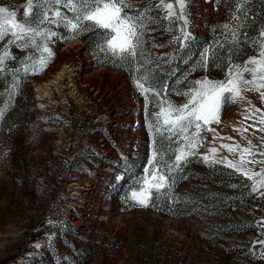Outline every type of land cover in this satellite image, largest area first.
<instances>
[{"label":"rangeland","instance_id":"obj_1","mask_svg":"<svg viewBox=\"0 0 264 264\" xmlns=\"http://www.w3.org/2000/svg\"><path fill=\"white\" fill-rule=\"evenodd\" d=\"M150 2L138 0L136 7ZM25 3L0 0L10 10ZM248 8L252 36L264 27V0H252ZM187 10L192 39L183 47L173 42L181 21L147 24L145 59L152 63L145 67L160 92L159 97L149 93L147 103L136 84L144 74L136 71L141 58L113 66L99 50L105 35L99 29L67 41L53 37L47 67L37 75L21 71L11 99L12 72L0 75V107L8 104L0 119V264H264V189L251 193L252 182L227 166L231 161L250 173L264 169V163L241 161V156L264 161L259 154L264 153L259 130L264 100L255 90L241 86V95L222 108L220 122L209 126L214 131L201 132L196 155L168 173L175 180L169 196L148 207L130 199L143 177L151 179L154 141L169 164L182 147L155 134L149 127L152 114L166 101L183 104L187 98L176 93L193 81L225 78L223 57L207 68L199 61L204 49L223 42L220 26L231 23L233 0H191ZM53 30L68 34L63 25ZM11 51L18 59L8 61V69L21 68L20 60L32 54L31 49ZM252 55L249 48L235 62ZM65 65V74L55 81ZM221 145L251 147L255 155ZM232 185L245 190L241 205L228 201ZM239 216L249 231L237 239L227 229Z\"/></svg>","mask_w":264,"mask_h":264},{"label":"snow or ice","instance_id":"obj_2","mask_svg":"<svg viewBox=\"0 0 264 264\" xmlns=\"http://www.w3.org/2000/svg\"><path fill=\"white\" fill-rule=\"evenodd\" d=\"M219 2V0H217ZM234 10L231 12V23H225L220 27L223 29V42L219 40L215 47L209 46L200 54L199 66L207 68L211 63L221 60L226 65L227 71L223 80H210L207 77L191 82V86L184 92H177L187 99L181 105L164 102L159 106L157 112L152 115L155 122L149 121V127L154 129L155 134L161 139L175 142L177 147L174 151V159L171 164L164 160L163 147L153 144L152 160L149 161L151 168V179L146 175L138 183L139 191H132L130 199L135 206H154L152 202L162 196H169L172 180L168 173L174 168L179 169L182 163H186L189 157L195 156V149L202 142L201 132L214 131L209 126L220 122V112L229 102H234L241 95L242 87L245 90H255L260 93L264 100V27H261L256 35L250 36L247 23L249 19L248 5L252 0H233ZM138 0H26L20 9L10 10L11 6H0V41H6L0 49V75L5 70L12 72L13 83L10 88L9 98L16 94L19 88V73L25 75H37L42 72L53 58L54 53L49 47L53 37L62 41L74 39L85 31L99 29L104 35V43L99 50L110 58L113 66H127L137 60H142L136 71L144 74L136 80L137 87L145 95L146 103L149 93L159 97L160 92L154 90L151 77L153 73L145 65L151 64V60L145 59L144 36L148 23H155L158 19L168 21L179 20L180 35L173 37V42L181 47L191 40V34L187 31L190 12L187 8L191 0H151L143 8H137ZM61 8L72 13L67 15ZM22 9V11H21ZM132 9L130 13L128 10ZM158 11L166 13L163 17L152 16L151 12ZM19 12V16H18ZM256 19H252V25ZM63 25L68 34H62L53 30V26ZM162 47V45H160ZM227 46V47H226ZM15 47L21 50H32V54L20 60L21 68L8 69L7 62L18 58L12 54L11 49ZM254 50L255 55L248 56L241 63L235 62L247 49ZM223 50V51H218ZM38 54V56H37ZM248 73L251 79H245ZM147 85V86H146ZM8 109V104L0 107V119L3 118ZM259 112V109H254ZM250 119V117H246ZM259 123L264 125V115ZM264 131V128L259 129ZM247 131V129H244ZM228 139H231L229 137ZM251 144V142H249ZM229 151L240 150L249 155H255L251 147L240 148L239 145H221ZM217 149H210L216 153ZM264 155V153H259ZM209 162V157L201 158ZM242 163H264V161H244ZM213 158L211 163H216ZM227 166L241 173L251 181V193L260 192L264 189V169L259 172L245 171L242 167L227 161ZM123 179V177H118ZM236 187V185H232ZM247 186V185H246ZM264 196V192H260ZM264 243V242H261ZM264 256V253L261 254Z\"/></svg>","mask_w":264,"mask_h":264},{"label":"trees","instance_id":"obj_3","mask_svg":"<svg viewBox=\"0 0 264 264\" xmlns=\"http://www.w3.org/2000/svg\"><path fill=\"white\" fill-rule=\"evenodd\" d=\"M244 191L245 190L244 188H242V185H236V187L230 188V193L228 194V196H230V200L228 201H230L231 204L234 203V205H241V201L243 200V196L245 195ZM245 222L246 219L243 216L234 218L231 227H228L227 229V233H229V235L232 234L234 238L237 239H239L240 237H244V234L249 231V228L245 226Z\"/></svg>","mask_w":264,"mask_h":264},{"label":"bare ground","instance_id":"obj_4","mask_svg":"<svg viewBox=\"0 0 264 264\" xmlns=\"http://www.w3.org/2000/svg\"><path fill=\"white\" fill-rule=\"evenodd\" d=\"M68 66L67 65H65V66H63V67H61L58 71H57V73L54 75V80L56 81V80H58L60 77H62L64 74H65V71H66V68H67ZM47 89H45L44 88V91H46Z\"/></svg>","mask_w":264,"mask_h":264}]
</instances>
